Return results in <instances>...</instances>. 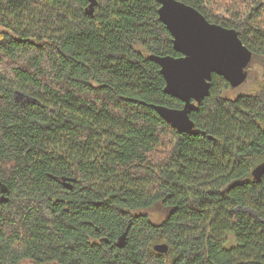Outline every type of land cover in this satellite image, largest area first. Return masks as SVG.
I'll return each instance as SVG.
<instances>
[{"label": "trees", "instance_id": "trees-1", "mask_svg": "<svg viewBox=\"0 0 264 264\" xmlns=\"http://www.w3.org/2000/svg\"><path fill=\"white\" fill-rule=\"evenodd\" d=\"M180 1L253 52L186 132L155 107L184 106L150 58L181 56L159 0H0V264H264V2Z\"/></svg>", "mask_w": 264, "mask_h": 264}, {"label": "water", "instance_id": "water-1", "mask_svg": "<svg viewBox=\"0 0 264 264\" xmlns=\"http://www.w3.org/2000/svg\"><path fill=\"white\" fill-rule=\"evenodd\" d=\"M160 19L173 35L174 48L181 56L150 58L161 66L166 80L165 91L184 102L182 108L155 106L159 114L176 129L186 132L195 127L191 117L197 102L207 97L214 73L223 75L233 87L240 86L248 78L253 52L243 43L237 30L211 22L194 6L180 0H160ZM96 0H91L93 12ZM15 100L23 105L38 103L36 98L16 91ZM256 180L264 176V163L253 170ZM5 191V189H3ZM1 200H4L2 197ZM155 250L166 253L169 245L158 244Z\"/></svg>", "mask_w": 264, "mask_h": 264}, {"label": "rangeland", "instance_id": "rangeland-1", "mask_svg": "<svg viewBox=\"0 0 264 264\" xmlns=\"http://www.w3.org/2000/svg\"><path fill=\"white\" fill-rule=\"evenodd\" d=\"M259 1L264 2V0H216L212 8L216 14H223L224 16H229L231 12H239L242 16H245L249 12V7L253 3L259 2ZM252 80H253V77L251 76V78H247L245 82H243L240 86L238 87H233L232 85L231 86L235 88L233 89L235 92L248 91ZM198 103L199 102H197L196 104ZM154 210L159 211V206L155 207ZM19 264H36V263L31 259H26V260L21 261ZM48 264H59V263L50 262Z\"/></svg>", "mask_w": 264, "mask_h": 264}, {"label": "bare ground", "instance_id": "bare-ground-1", "mask_svg": "<svg viewBox=\"0 0 264 264\" xmlns=\"http://www.w3.org/2000/svg\"><path fill=\"white\" fill-rule=\"evenodd\" d=\"M160 1V0H159ZM161 7V6H160ZM160 9V8H159ZM158 12H159V10H158ZM159 17H160V15H159ZM165 24V23H164ZM172 34V33H171ZM173 36V35H172ZM230 83V82H229ZM264 163V162H263ZM261 164V163H260ZM259 165V164H258ZM258 165H256V166H258ZM255 166V167H256ZM252 174H253V172H252ZM254 177V176H253ZM257 181H259V180H257Z\"/></svg>", "mask_w": 264, "mask_h": 264}]
</instances>
